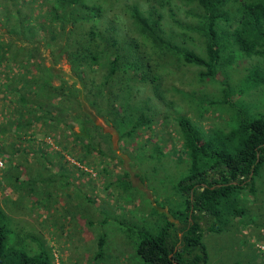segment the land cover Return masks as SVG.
Returning a JSON list of instances; mask_svg holds the SVG:
<instances>
[{
    "label": "trees",
    "instance_id": "obj_1",
    "mask_svg": "<svg viewBox=\"0 0 264 264\" xmlns=\"http://www.w3.org/2000/svg\"><path fill=\"white\" fill-rule=\"evenodd\" d=\"M120 10L129 27L117 22ZM62 54L79 88L62 78L52 82ZM238 54L256 62L237 76ZM251 89H264V0H0L2 159L41 161L56 174L70 169L56 161L62 152L87 164L90 154L108 157L107 134L81 107L80 91L114 127L117 144L167 111L168 91L190 98L198 91L195 100L205 103L199 116L215 103L225 105L224 117L236 114L228 126L173 118L185 163L175 184L179 204L159 200L151 208L163 221L137 241L143 264H208L206 233L247 226L256 237L264 234L258 228L264 215L255 217L264 206V99L254 105L244 98ZM45 135L50 144L39 139ZM73 170L78 183L88 172ZM63 180L73 186L69 176ZM4 237L0 223V264H45L39 253L6 245Z\"/></svg>",
    "mask_w": 264,
    "mask_h": 264
},
{
    "label": "rangeland",
    "instance_id": "obj_2",
    "mask_svg": "<svg viewBox=\"0 0 264 264\" xmlns=\"http://www.w3.org/2000/svg\"><path fill=\"white\" fill-rule=\"evenodd\" d=\"M117 16L120 25L130 26L126 13L120 10ZM48 49L43 47L45 54ZM254 62L256 60L250 56L236 55L233 64L237 70L232 75L243 74ZM54 67L59 76L52 80L53 83L62 78L79 88L80 82L70 72L64 54ZM184 79L189 76L184 75ZM202 90L205 92L209 88L202 86ZM181 92L168 91L169 106L163 104L167 111L156 112L158 115H153L150 123L126 135V143L117 144L118 134L114 127L98 116L80 91L77 96L81 107L107 134L106 144L111 154L103 158L94 153L84 158L89 164L79 162L89 172L80 176L79 183L78 172L73 169H66L68 175L65 172L55 174L52 168L42 167L41 161L26 164L21 160L14 164L12 160L0 158V223L4 228L5 244L39 253L45 264H143L136 251L137 241L145 228L163 221L151 208L157 207L159 200L173 206L179 204L175 184L185 163L179 158L182 150L174 132L173 118L190 116L204 127L215 122L232 125L237 118L235 113L228 114L230 118L224 117L221 110L225 105L217 103L213 112L203 111L200 117L198 113L205 103L195 100L201 96H197L198 91L193 98L189 92ZM260 92L264 93V89ZM261 93L251 89L243 96L257 105L264 99ZM143 94L142 90L136 93L138 98ZM152 113L148 110L143 114L149 117ZM73 127H77L75 123ZM133 136L138 137L134 139ZM39 139L50 144L47 135ZM28 165L35 167H31L33 170L29 174L25 172ZM109 171L110 177L115 175L114 182L109 178ZM5 172V177L1 176ZM66 176L73 180L71 188L63 180ZM258 211L255 217L264 215V206H259ZM258 228L264 233V222ZM251 231L244 226L206 233L203 240L209 254L208 264H264V234L256 237L258 231Z\"/></svg>",
    "mask_w": 264,
    "mask_h": 264
},
{
    "label": "crops",
    "instance_id": "obj_3",
    "mask_svg": "<svg viewBox=\"0 0 264 264\" xmlns=\"http://www.w3.org/2000/svg\"><path fill=\"white\" fill-rule=\"evenodd\" d=\"M56 161H60V163H66V165H64L65 167H68L70 169H77V166H80L78 163V157L75 154H71V155H66V154H61L55 157ZM62 166L59 165L57 166V168H61Z\"/></svg>",
    "mask_w": 264,
    "mask_h": 264
},
{
    "label": "built area",
    "instance_id": "obj_4",
    "mask_svg": "<svg viewBox=\"0 0 264 264\" xmlns=\"http://www.w3.org/2000/svg\"><path fill=\"white\" fill-rule=\"evenodd\" d=\"M0 164H1V161H0Z\"/></svg>",
    "mask_w": 264,
    "mask_h": 264
}]
</instances>
